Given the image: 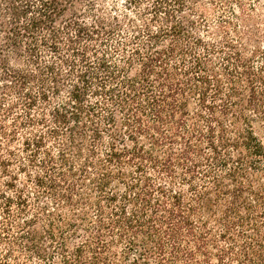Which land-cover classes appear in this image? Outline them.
Instances as JSON below:
<instances>
[{"label": "trees", "instance_id": "trees-1", "mask_svg": "<svg viewBox=\"0 0 264 264\" xmlns=\"http://www.w3.org/2000/svg\"><path fill=\"white\" fill-rule=\"evenodd\" d=\"M0 264H264V0H0Z\"/></svg>", "mask_w": 264, "mask_h": 264}, {"label": "rangeland", "instance_id": "rangeland-1", "mask_svg": "<svg viewBox=\"0 0 264 264\" xmlns=\"http://www.w3.org/2000/svg\"><path fill=\"white\" fill-rule=\"evenodd\" d=\"M76 8H82V6H85L84 2H76L75 3Z\"/></svg>", "mask_w": 264, "mask_h": 264}]
</instances>
